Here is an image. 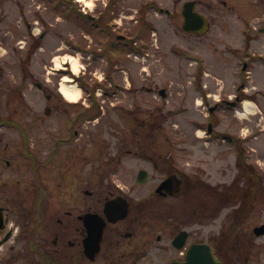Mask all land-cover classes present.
<instances>
[{
	"label": "rangeland",
	"instance_id": "rangeland-1",
	"mask_svg": "<svg viewBox=\"0 0 264 264\" xmlns=\"http://www.w3.org/2000/svg\"><path fill=\"white\" fill-rule=\"evenodd\" d=\"M51 1L54 0H0V119H6L7 115L10 119L14 117L20 126L0 123L2 170H12L8 174L21 184L27 182V174L21 170H30L32 162L28 152V156L21 152L25 141L26 150L34 157V170H94L98 183L104 180L130 184L137 170H170L172 166L171 170H209L213 185H223L224 180L228 188L230 179L239 174L242 207L248 204L247 231L264 223V66L258 63L250 71L245 89L247 97L242 102L243 116L234 117L226 111L213 128L216 132L228 129L243 140L248 154L246 161L250 164L247 170L235 168L237 157L229 156L227 144L219 148L211 142L207 148L195 137L197 130L199 134L206 130L205 109L191 102L198 97L196 86L203 70L202 57L208 60L204 63V82L210 92L218 98H233L240 79L229 73L234 70L233 59L221 54L235 56L242 26L259 27L264 20V2L258 0L256 6L261 8H257L253 0L250 4L249 0H224L226 8L219 0H194L197 11L209 20L210 29L201 36H191L181 29V6L189 0H114L108 14H104L102 3L108 0H99L96 11L91 13L98 28L89 27L77 15L78 4L74 0L71 1L76 12L69 16L52 10ZM151 4L154 6L144 8ZM99 12L103 15L97 16ZM237 16L244 19L242 24ZM257 18L262 19L253 20ZM97 29L103 32L99 36ZM117 35L136 42L139 58L125 57L123 49L111 46L118 41ZM252 35H256L255 31ZM98 39L101 42L107 39L109 43H103V47ZM254 47L255 54H259V48L263 52L264 41ZM110 54L119 59L110 61ZM70 57L77 61L75 76ZM64 75L79 89L82 85L87 92H94L92 100L81 89L77 105L60 100L58 89ZM160 88L166 89L167 98L158 95ZM9 90L20 91L16 99L8 96ZM7 101L11 103L8 110ZM95 103L99 107L95 105L93 113L100 110L101 116L91 122L81 116L79 125H68L84 108L91 112ZM126 116L131 120L145 119V134H148L144 136L145 149L138 140L141 136L137 123H130L135 126L129 128L124 126ZM151 119L158 124L161 120L162 126L150 131ZM215 127L218 128L214 130ZM73 130L79 136H74ZM152 132L157 139L150 137ZM58 138L69 142H60L54 150ZM53 151L56 154L52 162L39 167ZM209 153L211 157L207 161ZM6 160L10 165L5 164ZM256 242L264 248L263 237Z\"/></svg>",
	"mask_w": 264,
	"mask_h": 264
},
{
	"label": "flooded vegetation",
	"instance_id": "flooded-vegetation-1",
	"mask_svg": "<svg viewBox=\"0 0 264 264\" xmlns=\"http://www.w3.org/2000/svg\"><path fill=\"white\" fill-rule=\"evenodd\" d=\"M123 122L137 123L145 149V119ZM148 125L152 131L162 122ZM169 168L137 170L132 183L119 184L98 183L94 170H34L30 163L21 184L0 167V264H184L194 247L210 249L222 264H264L263 244L241 214L240 175L226 191L224 180L211 183L209 170ZM111 200L116 207L106 208ZM125 204L128 215L114 221Z\"/></svg>",
	"mask_w": 264,
	"mask_h": 264
},
{
	"label": "water",
	"instance_id": "water-1",
	"mask_svg": "<svg viewBox=\"0 0 264 264\" xmlns=\"http://www.w3.org/2000/svg\"><path fill=\"white\" fill-rule=\"evenodd\" d=\"M183 16L184 23L183 29L189 33H203L207 29L205 18L195 12V4L194 2H188L183 7ZM163 92V90H162ZM165 96L164 93H162ZM141 182V181H140ZM116 201H110L106 204V207L115 208ZM128 205H123V212L119 218H124L128 214ZM115 221V220H114ZM255 233L257 236L264 234V225L256 227ZM184 264H221L216 261L215 257L212 255V251L210 249H206V251H202V249L192 248L189 250L187 254V261Z\"/></svg>",
	"mask_w": 264,
	"mask_h": 264
},
{
	"label": "bare ground",
	"instance_id": "bare-ground-1",
	"mask_svg": "<svg viewBox=\"0 0 264 264\" xmlns=\"http://www.w3.org/2000/svg\"><path fill=\"white\" fill-rule=\"evenodd\" d=\"M86 5L91 6V1H86ZM71 60V70L74 74L78 73L77 68V61L74 60V58L70 57ZM57 66L59 67V62L57 63ZM71 82V78L69 76H63L61 79V83L59 86V92L62 94V96L69 102H76L80 97V91L76 87V85L69 83ZM246 109L249 111L248 105H246Z\"/></svg>",
	"mask_w": 264,
	"mask_h": 264
}]
</instances>
